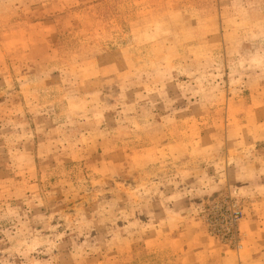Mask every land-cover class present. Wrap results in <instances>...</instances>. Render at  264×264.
Masks as SVG:
<instances>
[{"label": "rangeland", "instance_id": "1", "mask_svg": "<svg viewBox=\"0 0 264 264\" xmlns=\"http://www.w3.org/2000/svg\"><path fill=\"white\" fill-rule=\"evenodd\" d=\"M0 264H264V0H0Z\"/></svg>", "mask_w": 264, "mask_h": 264}]
</instances>
